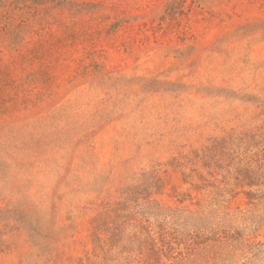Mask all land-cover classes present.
I'll use <instances>...</instances> for the list:
<instances>
[{"label":"rangeland","instance_id":"374dc122","mask_svg":"<svg viewBox=\"0 0 264 264\" xmlns=\"http://www.w3.org/2000/svg\"><path fill=\"white\" fill-rule=\"evenodd\" d=\"M0 264H264V0H0Z\"/></svg>","mask_w":264,"mask_h":264}]
</instances>
